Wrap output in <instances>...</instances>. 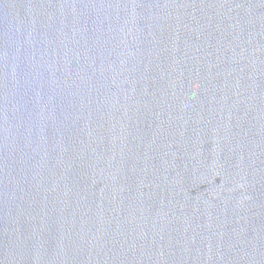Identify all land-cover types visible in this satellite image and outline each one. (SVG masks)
<instances>
[{
    "label": "water",
    "instance_id": "water-1",
    "mask_svg": "<svg viewBox=\"0 0 264 264\" xmlns=\"http://www.w3.org/2000/svg\"><path fill=\"white\" fill-rule=\"evenodd\" d=\"M0 264H264V0H0Z\"/></svg>",
    "mask_w": 264,
    "mask_h": 264
}]
</instances>
